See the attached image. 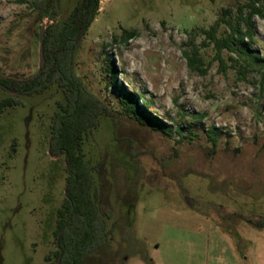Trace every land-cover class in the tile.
I'll return each mask as SVG.
<instances>
[{"label": "rangeland", "instance_id": "1", "mask_svg": "<svg viewBox=\"0 0 264 264\" xmlns=\"http://www.w3.org/2000/svg\"><path fill=\"white\" fill-rule=\"evenodd\" d=\"M251 1H101L73 70L109 108L83 143L85 160L102 163L93 192L110 232L87 264H264V227L255 225L264 222V63L244 75L224 51V69L200 33L226 10L236 21ZM77 3L57 0L58 31ZM252 22L264 61V20ZM52 24L19 0H0V75H37L39 33ZM124 30L138 35L125 43ZM194 46L204 74L184 57ZM121 87L151 101L169 134L125 113ZM6 98L20 104L0 114V264H47L66 198L65 157L50 153L66 94L55 84L31 96L0 90Z\"/></svg>", "mask_w": 264, "mask_h": 264}, {"label": "trees", "instance_id": "2", "mask_svg": "<svg viewBox=\"0 0 264 264\" xmlns=\"http://www.w3.org/2000/svg\"><path fill=\"white\" fill-rule=\"evenodd\" d=\"M101 1L78 0L75 9L58 31L60 13L57 0H19L20 3L27 4L39 12L41 20L49 19L53 22L45 31V66L29 79L20 80L0 75V90L31 96L41 94L57 84L66 94V103L58 104L59 112L53 117L50 140L51 155L65 157L68 175L66 198L58 213L55 261L51 262L49 256L46 259L47 264H87L90 255L104 248L110 235L93 192L95 185L93 172L98 171L102 163L93 167L85 160L83 154L85 136L99 127L100 118L109 115V108L93 96L73 72L76 55L84 36L99 13ZM244 10H247L246 13ZM231 14L230 10H226L224 16L209 29L200 31L204 36L202 46H213L216 58L224 69L227 68L223 57L224 51L235 54L237 60L234 58L231 60L246 64H240V69H245L243 72L245 75L247 69L256 63H264L259 51L252 48L255 43L252 21L255 17L264 20V0L262 2L252 0L240 8L236 21H233ZM223 25L227 27L225 37L219 34ZM137 35L135 31L124 30L122 41L126 43ZM183 54L192 70L206 73L203 69L204 61L200 47L194 46L192 50L184 51ZM111 72L113 84L116 85L119 74L114 65ZM121 95L120 102L125 113L134 115L142 126H151L156 131L169 134L167 125L157 116H153L154 112L148 111L153 105L151 101L125 87H121ZM19 104V100L12 98L0 99V114ZM218 135L214 129L208 132L209 140L214 147L217 146ZM255 225L263 228L264 222Z\"/></svg>", "mask_w": 264, "mask_h": 264}, {"label": "water", "instance_id": "3", "mask_svg": "<svg viewBox=\"0 0 264 264\" xmlns=\"http://www.w3.org/2000/svg\"><path fill=\"white\" fill-rule=\"evenodd\" d=\"M46 28L42 27L39 33V42H40V69L45 66V55H44V37H45Z\"/></svg>", "mask_w": 264, "mask_h": 264}]
</instances>
